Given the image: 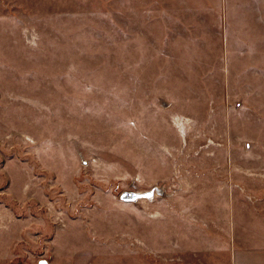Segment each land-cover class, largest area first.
<instances>
[{"label":"rangeland","instance_id":"1","mask_svg":"<svg viewBox=\"0 0 264 264\" xmlns=\"http://www.w3.org/2000/svg\"><path fill=\"white\" fill-rule=\"evenodd\" d=\"M173 1L0 0V264H264V14Z\"/></svg>","mask_w":264,"mask_h":264},{"label":"crops","instance_id":"2","mask_svg":"<svg viewBox=\"0 0 264 264\" xmlns=\"http://www.w3.org/2000/svg\"><path fill=\"white\" fill-rule=\"evenodd\" d=\"M172 1V0H168ZM195 1V2H194ZM175 5L183 9H204L205 14L230 15L238 14L236 10H247L248 14H264V0H174ZM171 2V4H173ZM152 4L159 8L165 7L163 0H152ZM235 264H238L236 261Z\"/></svg>","mask_w":264,"mask_h":264},{"label":"water","instance_id":"3","mask_svg":"<svg viewBox=\"0 0 264 264\" xmlns=\"http://www.w3.org/2000/svg\"><path fill=\"white\" fill-rule=\"evenodd\" d=\"M160 194L159 189H153L152 191L148 193L143 194H137V193H131V192H125L121 194L120 200L124 203H132L140 199H151L153 196V193ZM40 264H47L46 262H41Z\"/></svg>","mask_w":264,"mask_h":264}]
</instances>
